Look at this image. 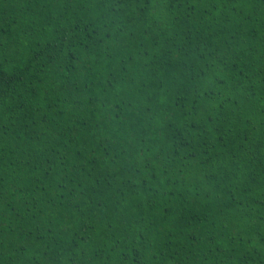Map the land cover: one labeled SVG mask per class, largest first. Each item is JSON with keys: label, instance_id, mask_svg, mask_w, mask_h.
Segmentation results:
<instances>
[{"label": "trees", "instance_id": "trees-1", "mask_svg": "<svg viewBox=\"0 0 264 264\" xmlns=\"http://www.w3.org/2000/svg\"><path fill=\"white\" fill-rule=\"evenodd\" d=\"M0 264H264V0H0Z\"/></svg>", "mask_w": 264, "mask_h": 264}]
</instances>
